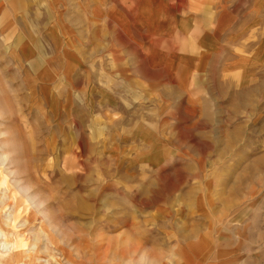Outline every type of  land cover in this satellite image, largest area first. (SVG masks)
Here are the masks:
<instances>
[{"label": "rangeland", "instance_id": "1", "mask_svg": "<svg viewBox=\"0 0 264 264\" xmlns=\"http://www.w3.org/2000/svg\"><path fill=\"white\" fill-rule=\"evenodd\" d=\"M244 3L0 0L13 264H264V69L238 52Z\"/></svg>", "mask_w": 264, "mask_h": 264}, {"label": "crops", "instance_id": "2", "mask_svg": "<svg viewBox=\"0 0 264 264\" xmlns=\"http://www.w3.org/2000/svg\"><path fill=\"white\" fill-rule=\"evenodd\" d=\"M245 2L243 15L238 12V17L233 18L235 22H243L245 33L244 47L238 49V52L244 55V69H264V0H245ZM237 8L232 6L231 12H237Z\"/></svg>", "mask_w": 264, "mask_h": 264}, {"label": "bare ground", "instance_id": "3", "mask_svg": "<svg viewBox=\"0 0 264 264\" xmlns=\"http://www.w3.org/2000/svg\"><path fill=\"white\" fill-rule=\"evenodd\" d=\"M0 157H3V153L0 155ZM3 162H5V160ZM21 172H22L21 167H18V169L16 170L17 175H20ZM19 188H21L22 191L25 190V187L23 185H21ZM1 202H3V200ZM19 206L22 207L21 205H19ZM2 209L0 208V210H2ZM0 218H2V217H0ZM3 221L5 222V224L7 225V227H9V229H10V234H9L8 240H6V241H8L11 244V248L8 250V253L11 252L14 255V257H12V256L10 257L9 256V258H7L6 257L7 251H5L4 249L3 250H0V256L1 255H2V257L4 256L5 257L4 260L7 261V263L13 264V263H16L18 261V257L20 256L19 253L22 250H24L25 244L20 239H18L19 238V232H21V230H17L18 227L12 225L11 224V221L9 219L8 220L7 219H3ZM1 226H3L2 222H0V227ZM1 231L2 230H0V234H2Z\"/></svg>", "mask_w": 264, "mask_h": 264}]
</instances>
